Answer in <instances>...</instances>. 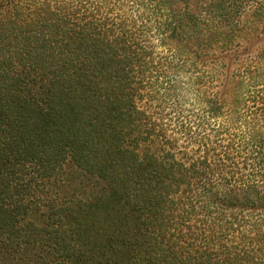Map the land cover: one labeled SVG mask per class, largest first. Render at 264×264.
I'll list each match as a JSON object with an SVG mask.
<instances>
[{
	"label": "trees",
	"instance_id": "1",
	"mask_svg": "<svg viewBox=\"0 0 264 264\" xmlns=\"http://www.w3.org/2000/svg\"><path fill=\"white\" fill-rule=\"evenodd\" d=\"M84 213L264 264V0H0V264H85Z\"/></svg>",
	"mask_w": 264,
	"mask_h": 264
},
{
	"label": "rangeland",
	"instance_id": "2",
	"mask_svg": "<svg viewBox=\"0 0 264 264\" xmlns=\"http://www.w3.org/2000/svg\"><path fill=\"white\" fill-rule=\"evenodd\" d=\"M85 264H122V249L113 232L89 213L83 214V225L77 238ZM30 250L27 253H30Z\"/></svg>",
	"mask_w": 264,
	"mask_h": 264
}]
</instances>
